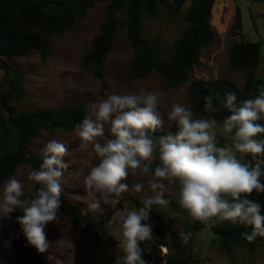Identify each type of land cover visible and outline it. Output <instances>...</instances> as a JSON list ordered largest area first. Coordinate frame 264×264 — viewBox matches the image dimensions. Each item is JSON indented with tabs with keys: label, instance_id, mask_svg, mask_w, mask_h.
Segmentation results:
<instances>
[{
	"label": "rangeland",
	"instance_id": "374dc122",
	"mask_svg": "<svg viewBox=\"0 0 264 264\" xmlns=\"http://www.w3.org/2000/svg\"><path fill=\"white\" fill-rule=\"evenodd\" d=\"M107 5L108 2H96L83 20L55 37L49 58L42 59L38 52H34L11 61L13 69L22 76L24 89V96L14 104L18 111H36L43 107H58L61 104H83L90 115L89 105L106 98L103 95V82L84 72L80 63L100 30ZM189 5L190 0L179 16L171 17L165 3L161 4L155 17L145 18L144 37L149 41L159 40L163 51L166 54L171 52L187 26L185 12ZM238 10L241 15L242 31L240 36L234 37L232 26ZM118 18L122 26L114 49L104 63V73L109 84L107 93L126 94L137 93L141 89L146 91L160 89L164 92V98L160 102L158 111L164 118L166 129L175 124L173 122L169 125L167 121V113L171 110L172 104L182 103L186 106V96L192 80L225 78L233 81L238 87L245 84L248 71L235 72L230 68L229 50L236 40L261 45V58L254 73L256 79L264 86V0H216L210 19L214 39L209 47L202 50L199 63L191 71L189 79L177 87H171L169 82L157 73L143 80H129L127 71L133 50L126 36L125 10L118 14ZM3 62L0 60V91L5 92L10 88L11 74L5 70ZM194 117L200 118L196 115ZM108 128L109 126L105 125L104 137L97 138L101 143L105 138L115 139ZM218 136L223 137L226 146L231 145L232 141L228 135L218 134ZM49 140L64 143L69 149V154L64 157L69 167L64 171L60 181L62 193L74 204L86 209L88 192L84 179L90 168L98 164L99 158L93 152L91 145L87 149L79 148L81 141L75 130L44 134L32 140L30 148L43 157L41 150ZM236 155L242 163L251 162L246 154ZM253 160L256 161L257 158ZM29 170L28 167L23 166L15 175L26 186L21 199H25L32 190V186L29 187L31 182L27 180ZM128 179L130 191L126 192L125 199L122 194L121 200L124 201L120 209L119 204L112 206L101 201L100 209L88 212L89 221L82 224L69 222L58 211L59 219L49 222L45 227L47 250L39 253L29 244L26 257L31 264H122L125 253L120 246L121 229L117 213L125 209H138L137 201L142 203L143 197L154 194L148 184L150 175H141L139 170L133 175L130 171ZM136 183L144 184L140 193L132 190ZM2 186L3 184L0 183V192ZM178 195L177 186L169 185L165 192L169 206L167 208L158 206L150 213V220L147 223L154 225L153 240L139 244L141 258L146 264H168L169 259L177 257V253L170 248L171 231L182 229L194 221L187 212H183L177 206ZM22 215L23 212L19 209L8 216L0 214V264H25L19 257L26 238L21 225L17 222V217ZM186 258L189 259L188 264H264V243H259L254 253L241 246L233 247L229 256L222 251L218 238L207 224L193 236Z\"/></svg>",
	"mask_w": 264,
	"mask_h": 264
},
{
	"label": "clouds",
	"instance_id": "9594fccd",
	"mask_svg": "<svg viewBox=\"0 0 264 264\" xmlns=\"http://www.w3.org/2000/svg\"><path fill=\"white\" fill-rule=\"evenodd\" d=\"M254 98H248L237 106L235 92L226 96L224 108L230 115L218 122L215 118H195L190 106L174 103L167 113L169 125L173 122L177 131L157 136L164 128V118L158 111L164 92L160 89L137 93L108 94L89 105L90 115L75 125L80 149L90 145L99 158L84 179L88 192L87 208L81 214L95 212L104 204L116 206L122 194L130 191L125 181L133 175H150L148 184L154 193L142 198V207L117 213L121 229V244L125 256L122 264H146L141 258L139 244L153 240L154 225L147 223L153 206L167 208L169 200L165 192L169 185L179 189L177 203L195 221L211 223L224 221L251 226L250 233H242L249 242L264 237V215L261 205L248 197L255 191L264 193V176L261 164L242 163L237 153L249 154L254 159L264 156V86ZM204 110L215 113L219 109L212 96L205 97ZM105 125L115 139L104 137ZM218 134L228 135L230 146H218ZM43 162L39 170L27 172V180L41 187L33 199H21L25 184L15 176L3 184L0 192V214L8 216L17 209L23 215L17 217L28 243L39 253L48 248L45 227L59 219L63 191L61 178L69 167L64 157L68 147L57 140H49L42 148ZM159 164L152 169L153 160ZM166 182V183H165ZM31 187V185H29ZM143 183H136L132 190L140 193ZM180 239L187 244L191 232H180ZM163 247V246H161Z\"/></svg>",
	"mask_w": 264,
	"mask_h": 264
},
{
	"label": "trees",
	"instance_id": "16d2710c",
	"mask_svg": "<svg viewBox=\"0 0 264 264\" xmlns=\"http://www.w3.org/2000/svg\"><path fill=\"white\" fill-rule=\"evenodd\" d=\"M108 2L105 8L104 21L98 34L94 37L90 49L83 56L81 69L90 73L103 82V95L107 93L109 84L104 73V63L113 51L118 32L122 26L118 14L125 10L126 36L133 50L127 77L129 80H143L151 74L157 73L165 78L171 87L185 83L191 71L199 63L202 50L209 47L214 39L210 19L216 0H190V5L185 12L187 23L181 36L175 42L171 52L163 51L159 40L149 41L143 35L145 18L155 17L161 4L165 3L171 17H177L185 8L189 0H0V60L4 62L5 70L11 74L10 88L0 91V183L4 184L9 177L15 176L23 166L39 170L43 157L30 148L34 139L44 134L57 131H73L75 125L81 123L88 110L83 104H61L58 107H43L36 111H18L15 103L24 96L21 74L14 70L11 61L18 57L29 56L38 52L42 59L51 56L55 37L73 27L78 21L83 20L96 2ZM242 22L239 10L236 12L232 26V35H241ZM230 68L235 72L248 71L247 80L242 87L225 78L214 80L194 79L190 83L186 96V106H190L194 115L203 118L209 116L222 120L230 115L224 108L226 96L235 92L236 104L254 98L259 93L261 82L256 79L254 69L261 58V45L246 41H234L229 50ZM212 96L213 103L218 107L215 113L204 110L205 97ZM264 125L263 120L257 121ZM176 125L168 129L158 130L156 135H165L168 132L175 134ZM264 139V134L257 137ZM218 146H226L223 137H217ZM251 163L253 157L246 154ZM264 161V156L256 157ZM158 158L153 160L152 169L158 166ZM264 170V163L261 166ZM264 183V176L261 178ZM130 187V181L127 179ZM166 183V182H165ZM32 190L25 199L36 197L41 185L31 182ZM178 188V187H177ZM179 190V189H178ZM124 199L127 197L126 192ZM261 205V214L264 215V193L253 192L249 197ZM62 203L58 210L60 215L74 224L89 221L88 214L82 215L81 206L74 204L64 193L60 197ZM123 200L120 201V209ZM137 207L142 203L136 202ZM180 208L179 204L176 202ZM158 206H153L154 212ZM183 212V210L180 208ZM212 232L218 238L222 251L231 255L233 247H244L250 253L256 252L259 243H264V237H257L254 242L246 240L242 233L252 231L251 226L230 221L220 222L216 225L208 223ZM207 224L192 221L182 229H172L171 249L177 257L168 260V264H188L186 258L190 249L193 236ZM191 232L192 238L187 244L180 239V232ZM29 243L25 238L19 252L25 264H31L26 254Z\"/></svg>",
	"mask_w": 264,
	"mask_h": 264
}]
</instances>
